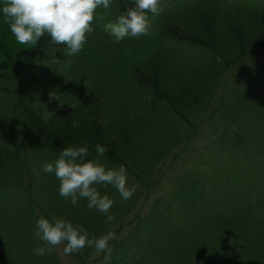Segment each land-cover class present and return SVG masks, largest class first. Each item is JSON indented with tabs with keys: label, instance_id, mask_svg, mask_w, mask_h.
<instances>
[{
	"label": "trees",
	"instance_id": "1",
	"mask_svg": "<svg viewBox=\"0 0 264 264\" xmlns=\"http://www.w3.org/2000/svg\"><path fill=\"white\" fill-rule=\"evenodd\" d=\"M162 4L148 35L115 43L104 25L130 5L112 0L70 58L47 36L18 43L0 16V264H264V0ZM96 143L137 189L97 185L110 222L41 171L69 144L96 158ZM42 215L114 238L37 256Z\"/></svg>",
	"mask_w": 264,
	"mask_h": 264
},
{
	"label": "clouds",
	"instance_id": "2",
	"mask_svg": "<svg viewBox=\"0 0 264 264\" xmlns=\"http://www.w3.org/2000/svg\"><path fill=\"white\" fill-rule=\"evenodd\" d=\"M128 3L130 6L125 12L104 25L115 43L126 36L148 35L150 14L158 15L163 7L162 0H128ZM111 4L112 0H0V16L8 22L18 43L33 46L42 36H47L51 45L62 49L70 58L83 50L86 34L94 31L92 22L97 10L109 9ZM70 65L71 60H65V66ZM94 150L97 157L90 158L87 144H69L60 150L54 161L44 162L41 171L55 174L60 196L73 205L85 199L89 209L104 213L105 221L110 222L114 219L110 210L115 201L108 194H102L97 185H112L124 200L131 199L137 189L128 184L125 167L117 169L101 163L98 157L108 151L106 145L96 143ZM34 234L43 241L33 249L37 256L51 253L61 244L65 254L85 247L103 252L109 249L110 240L114 238L110 234H90L83 224H74L62 217L43 215L36 221Z\"/></svg>",
	"mask_w": 264,
	"mask_h": 264
},
{
	"label": "rangeland",
	"instance_id": "3",
	"mask_svg": "<svg viewBox=\"0 0 264 264\" xmlns=\"http://www.w3.org/2000/svg\"><path fill=\"white\" fill-rule=\"evenodd\" d=\"M264 62V55H261L259 58H255V62H254V64H255V66L257 65H259V64H261V63H263ZM203 158V157H202ZM204 159V158H203ZM168 189V186L165 184V183H162L160 186H159V188L157 189V190H155V191H153L150 195H149V197H148V199H147V201L145 202V204L143 205V207H142V210H141V212L142 211H144L145 209H146V207H147V204L151 201V199L153 198L152 196L153 195H156V194H158V193H160V192H164V191H166ZM146 211V210H145ZM182 248H179V250H181Z\"/></svg>",
	"mask_w": 264,
	"mask_h": 264
}]
</instances>
